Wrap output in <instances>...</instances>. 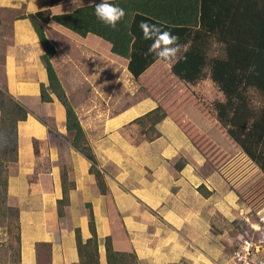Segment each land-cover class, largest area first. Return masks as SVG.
Returning a JSON list of instances; mask_svg holds the SVG:
<instances>
[{
  "label": "crops",
  "instance_id": "0c3cea01",
  "mask_svg": "<svg viewBox=\"0 0 264 264\" xmlns=\"http://www.w3.org/2000/svg\"><path fill=\"white\" fill-rule=\"evenodd\" d=\"M96 2L99 0H76L75 4L73 0H0V52L3 54L1 66L4 68L5 87L28 110L26 119L17 125L18 167L15 173L14 168L11 169L7 185V204L18 209L20 262L41 264L39 247L43 246L48 249L47 256L50 255L48 264H77L75 228H80L83 240L90 236L86 203L90 204L94 213L100 252L104 251L105 235H110L115 249L134 251L140 264H171L180 259L190 260L191 264H196L199 259L211 262L206 235L211 237L212 245L213 234H208V231L214 225L216 216H225L227 202L224 196L229 190L224 191V181L216 171L199 173L204 159L194 156L192 149L196 148L190 138L170 118L157 124L161 135L151 142L128 143L121 132L116 134L118 138L111 136L105 145H99L90 138L92 125L102 121L106 131L122 129L139 114L147 112L144 110L147 105L135 107L144 103L142 101L108 118H86L87 125L74 107L96 155L97 166L105 176L107 193L100 194L88 173L90 162L72 147L67 138L69 133L65 128L64 110H50L48 115L55 123L49 126L42 115L27 107V104L32 106L34 101L40 100V83L45 84L47 77L45 82L42 46L30 21L16 17L19 13H41L46 34L56 49L52 63L62 85L55 61L59 60L62 68L69 69L70 77L76 80L82 63L75 60L78 57L86 59V67L90 71L93 68L91 75L95 79L98 78L97 69L102 65L104 55H111L114 62L121 63L132 77L126 69L127 60L111 53L108 42L109 47L103 49L100 40L89 38L93 34L79 35L82 38L80 41L53 24L52 15ZM88 39L89 43L85 41ZM160 64L166 65L158 61L152 68ZM204 81L209 82V79ZM55 101L53 98L50 104ZM59 113L60 118L57 119ZM146 144L158 147L156 151H151ZM35 146L38 149L35 150ZM178 150L188 151L185 155L187 162L176 169L173 157ZM191 151L195 158L189 154ZM64 167L74 187L69 190L64 214L59 216L57 201L62 197ZM201 184L211 191L208 197L198 190ZM215 185L223 188L219 202L214 201L218 196ZM90 196L96 201H86ZM109 199L113 202V210L118 213L122 237L117 238L111 232L106 234ZM99 222L103 235L98 233ZM24 226L33 228L34 233L24 232ZM40 231L45 238L37 237ZM211 249L214 252V247Z\"/></svg>",
  "mask_w": 264,
  "mask_h": 264
},
{
  "label": "trees",
  "instance_id": "16d2710c",
  "mask_svg": "<svg viewBox=\"0 0 264 264\" xmlns=\"http://www.w3.org/2000/svg\"><path fill=\"white\" fill-rule=\"evenodd\" d=\"M122 7L126 16L116 29L96 19V3L85 4L70 12L58 13L51 19L80 36L93 34L110 44L111 53L127 60L126 69L134 79H140L158 61L145 52L151 43L141 39L138 23L147 19L158 22L165 30L179 37V53L185 59L170 66L172 74L191 86L209 79L222 98L212 102L214 117L225 133L244 154L256 164L264 177V0H110ZM41 13H19L27 18L42 46L41 62L47 84L40 83L39 99L50 103L55 98L64 110L65 128L72 147L89 162L88 173L100 194L107 193L103 172L97 166L92 145L80 119L52 64L56 49L48 38ZM187 49L184 51V49ZM253 96L257 99L254 102ZM28 110L0 87V227L7 213L8 177L17 163V125L26 119ZM167 116L161 105L134 118L128 125L138 124L142 140L151 142L161 133L157 124ZM14 171V170H13ZM62 169V197L57 201L58 215L64 214L69 202V180ZM198 190L204 197L211 191L201 184ZM88 230L81 237L75 228L77 264H140L134 251L115 249L110 235L104 237V251L98 248L94 213L89 203ZM16 229L14 245L0 251V264H21L20 226L18 210L14 212Z\"/></svg>",
  "mask_w": 264,
  "mask_h": 264
},
{
  "label": "rangeland",
  "instance_id": "374dc122",
  "mask_svg": "<svg viewBox=\"0 0 264 264\" xmlns=\"http://www.w3.org/2000/svg\"><path fill=\"white\" fill-rule=\"evenodd\" d=\"M53 24L60 30H64L62 32H68L73 35V38L82 41L79 35L54 21ZM89 36V38L100 40L103 49L104 47H109L107 41L95 35ZM85 41L89 43L90 39ZM2 57L3 54L0 52V87L6 90L4 68L1 66ZM75 60L82 62L80 73L76 77L77 81L73 76L70 77L67 72L69 69H64L58 64L59 60L55 61L54 64L61 75L66 94H68L77 113L84 120V124L87 122L86 118H108L114 113L142 101L144 103L135 107H141L146 104L147 107L144 110L148 111L149 108L156 107L159 104L164 111H167V116L164 119L170 118L190 138L196 148V150L192 149L195 152L194 156L197 155V159L200 158L199 156L204 159V163L199 167V173L206 174L205 172L216 171L220 174L221 179L224 181V191L229 190L224 196L227 202V211L225 216L222 214L216 216L214 225L208 231V234H213L212 245L210 242L211 237L206 235L209 239L208 251H210L211 262L208 259H199L196 264H243L244 260L248 261L249 264H264V177L259 167L244 154L238 145L225 133L224 128L216 121L212 102L221 99L222 96L212 85V82L209 80V82L204 81L191 86L181 82L172 74L170 67L162 64L154 68L151 67L152 69L141 79L136 80L125 72L121 63L114 62L111 55L103 56V60L100 63L102 65H99L101 67L99 68L98 66L97 69L98 78L95 79L91 75L93 68L90 71L86 67V59L83 60L78 57ZM42 70L44 81L46 82L43 64ZM253 100L256 103L258 102L254 96ZM27 107L42 115L49 126H54L55 123L51 121L50 115H48L50 110L52 109L53 112L62 110L63 112L61 105L57 101L50 104L37 100L34 101L32 106L27 104ZM97 116L99 117L96 118ZM59 118L60 113L57 114V119ZM102 124V121H98L89 130L90 138L96 140V143L99 142V145H105V141H109L111 136L114 138L115 135L118 138L116 134L121 132L128 140V143L138 144L145 142V140H142L143 137L138 134V124L127 125L122 129L119 128L120 130L113 131H106ZM67 138L70 139V135H67ZM161 142L164 141L161 139ZM146 145L149 146L151 151H156L158 147V145H152L153 147H150L151 144ZM36 149H38L37 146H35ZM193 151L189 154L195 158L191 154ZM187 152L186 150H183V152L178 150L173 157L176 169L187 162V156H185ZM18 158L17 131V163L14 173L18 167ZM215 188L218 196H215L214 201L219 202L218 199L222 198L223 188L216 185ZM99 198L102 197L99 196ZM86 201L93 202L96 201V198L90 196ZM10 208L13 214L18 210L15 206H10ZM108 208L107 220L109 226L106 228V234L111 232L117 238L122 237L123 231L120 227V219L117 216L118 213L113 210L111 199L108 201ZM13 214L8 212L2 221L5 225L0 227V251L2 253L5 249L4 247L9 244L14 245L16 248V229L13 226ZM98 225V233L103 235L100 222ZM23 231L34 233L33 228L26 226H24ZM36 235L40 238L46 237L42 231ZM48 236L50 238L51 235L48 234ZM212 247H214V252H212ZM39 248L40 263H50L48 258L50 255L47 256L48 249L43 246ZM246 250L248 254H245ZM237 252L240 253V256H243L242 259L238 260V257H236ZM191 263L190 260L180 259L178 262L171 264ZM100 264H104V262L101 261Z\"/></svg>",
  "mask_w": 264,
  "mask_h": 264
},
{
  "label": "clouds",
  "instance_id": "9594fccd",
  "mask_svg": "<svg viewBox=\"0 0 264 264\" xmlns=\"http://www.w3.org/2000/svg\"><path fill=\"white\" fill-rule=\"evenodd\" d=\"M73 3L75 4L76 0H73ZM94 15L105 26L116 29L126 16V12L110 0H99V3H96L94 7ZM138 28L141 39L151 42L145 52L146 56L154 55L168 66L185 59L179 55L182 47L179 43V37L171 31L165 30L158 22H149L147 19H143L139 21ZM186 50L185 48L184 51Z\"/></svg>",
  "mask_w": 264,
  "mask_h": 264
},
{
  "label": "built area",
  "instance_id": "2783aa9c",
  "mask_svg": "<svg viewBox=\"0 0 264 264\" xmlns=\"http://www.w3.org/2000/svg\"><path fill=\"white\" fill-rule=\"evenodd\" d=\"M244 249H245V248H244ZM245 254H248V251H247V250H246ZM236 257H238V260H240V259H242L243 256H240V253L237 252V253H236ZM243 264H249V262L244 260Z\"/></svg>",
  "mask_w": 264,
  "mask_h": 264
}]
</instances>
